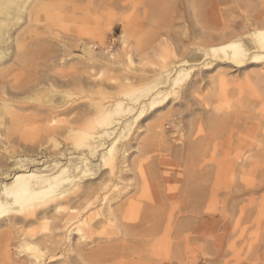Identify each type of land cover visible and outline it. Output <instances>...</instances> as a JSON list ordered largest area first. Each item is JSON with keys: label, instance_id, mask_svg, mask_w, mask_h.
Returning <instances> with one entry per match:
<instances>
[{"label": "rangeland", "instance_id": "rangeland-1", "mask_svg": "<svg viewBox=\"0 0 264 264\" xmlns=\"http://www.w3.org/2000/svg\"><path fill=\"white\" fill-rule=\"evenodd\" d=\"M48 1L49 11L40 9L37 24L25 33L32 44L41 38L48 47L20 67L21 76L15 77L19 72L13 69L9 80L19 79L25 86L35 77L43 79L45 72L56 79L59 74L76 77L85 66L75 58L85 55L75 46L78 41L90 43L96 52L107 46L110 53L103 67L93 62L96 68L85 66L88 72L103 71L102 93L84 92L90 100L103 98V106L111 95H167L134 124L125 139L132 170L113 180L126 187L115 205L125 206L131 199L141 209L139 217H119L116 223L107 216L105 203L116 191L115 183L95 191L74 212L82 216L87 231V238L78 240L80 258L86 264H264V58L234 65L214 58L208 66L191 68L198 51L188 52L189 43H207L210 35L263 21L264 0ZM68 46L73 53L67 57L73 58L53 68L47 57L66 54ZM184 57L189 63L180 68L188 75L180 77L177 87L168 88L174 71L156 85L161 67L175 69V61ZM38 88L41 96L52 94L47 84ZM72 92V105L77 106L82 94ZM42 135L29 143L41 140L53 151ZM137 144L139 153L133 147ZM104 171H93V177ZM19 228H8L2 237L0 264L5 262L1 252L6 240L12 237V259L19 264L29 253L17 252L15 244L23 238L19 232L47 235L52 223ZM64 232L55 230L58 248L46 262L82 264L72 252H62ZM73 232L71 242L77 240Z\"/></svg>", "mask_w": 264, "mask_h": 264}, {"label": "bare ground", "instance_id": "bare-ground-1", "mask_svg": "<svg viewBox=\"0 0 264 264\" xmlns=\"http://www.w3.org/2000/svg\"><path fill=\"white\" fill-rule=\"evenodd\" d=\"M48 4V0H0V243L2 237L9 234V229L17 225L22 228L38 222L52 223L50 233L43 236H35L36 234L19 228L22 230L19 234L23 238L16 239L17 252L29 251L19 264H51V261L46 260L55 256L54 251L58 248L55 242L59 235L54 233L61 228L68 231L63 235L66 246L62 252H72L82 264H86L84 257L80 258L77 246L78 240L87 238V231L83 228L82 216L75 215L74 212L95 191L112 182L117 189L106 200L107 216L116 223L119 217L129 220L139 217L140 207L133 200L129 199L125 206L115 205L126 187L119 188L114 179H121L123 172L132 170L125 139L133 134L134 124L167 95L141 93L116 98V95H111L109 100L106 98L103 106L104 95L101 100H90L84 92L93 90L99 95L102 93L103 71L100 68L88 72L85 66L88 67V63L93 62L96 65L100 63V67H103L101 64L108 59L110 53L107 46L96 52L90 43L78 41L74 44L85 55L77 54L75 58L85 66L76 77L65 79V76L59 74L60 77L56 79L55 74L47 75L45 72L46 74H42L43 79L35 77L25 86L18 83L19 79L17 81L12 77L14 80H9L11 76L7 75L13 69H17L15 73L19 72L15 77L21 76L20 67L28 65L36 57V53L47 49L48 46L39 41L41 38L32 44L25 33L30 31L34 21L37 24V12L40 9L49 11ZM36 34L38 35L37 32ZM189 44V54L198 51L190 67L208 66L214 58H224L233 65L245 61L256 62L264 58V20L241 31L210 35L207 43L199 41ZM66 51V54L47 57L53 61V68L65 66L73 58L67 57L73 53L71 46ZM187 63L189 60L184 57L175 61V69L173 66H162L160 76L156 77L159 79L156 85L166 82L174 71V77L168 79V88L177 87L180 77L188 75L186 68H180ZM36 66L38 65L35 64L34 67ZM34 72L33 75L36 74ZM209 78L213 84V76ZM40 83L47 84V90L52 93L50 96L40 95ZM53 88L61 89L55 91ZM74 89H79L82 94V101L77 106L72 105ZM31 121L34 126L28 125ZM42 134L50 142L53 151L48 147L44 148L41 140L39 144L29 143L35 135L42 137ZM133 147L139 153V145ZM100 168L105 171L94 178L93 174L98 173ZM91 177L96 180H89ZM87 221L84 219V222ZM70 231L77 234L75 242H71ZM89 232L92 234L95 230ZM11 238L6 240L1 252L5 257L3 264H18L12 259L14 252L11 251L12 245L9 242ZM29 243L33 246L28 245Z\"/></svg>", "mask_w": 264, "mask_h": 264}]
</instances>
